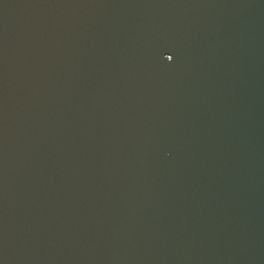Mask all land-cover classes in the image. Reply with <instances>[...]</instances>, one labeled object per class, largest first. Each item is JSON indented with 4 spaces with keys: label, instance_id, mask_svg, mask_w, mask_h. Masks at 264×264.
Listing matches in <instances>:
<instances>
[{
    "label": "water",
    "instance_id": "water-1",
    "mask_svg": "<svg viewBox=\"0 0 264 264\" xmlns=\"http://www.w3.org/2000/svg\"><path fill=\"white\" fill-rule=\"evenodd\" d=\"M0 264H264V0H0Z\"/></svg>",
    "mask_w": 264,
    "mask_h": 264
},
{
    "label": "snow or ice",
    "instance_id": "snow-or-ice-1",
    "mask_svg": "<svg viewBox=\"0 0 264 264\" xmlns=\"http://www.w3.org/2000/svg\"><path fill=\"white\" fill-rule=\"evenodd\" d=\"M166 53H169V52H165L164 53V55L166 54ZM170 55H165V57H166V59L168 60V61H172L173 59H174V55L173 54H171V53H169Z\"/></svg>",
    "mask_w": 264,
    "mask_h": 264
}]
</instances>
